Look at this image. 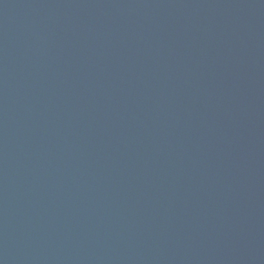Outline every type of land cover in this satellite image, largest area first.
<instances>
[{
  "label": "water",
  "instance_id": "1",
  "mask_svg": "<svg viewBox=\"0 0 264 264\" xmlns=\"http://www.w3.org/2000/svg\"><path fill=\"white\" fill-rule=\"evenodd\" d=\"M0 264H264V0H0Z\"/></svg>",
  "mask_w": 264,
  "mask_h": 264
}]
</instances>
